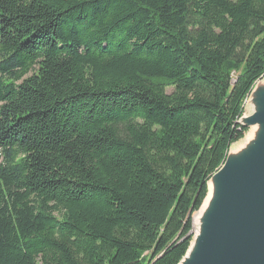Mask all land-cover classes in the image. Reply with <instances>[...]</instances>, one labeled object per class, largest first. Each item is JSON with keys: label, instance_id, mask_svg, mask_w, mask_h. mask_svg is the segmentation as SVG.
Here are the masks:
<instances>
[{"label": "trees", "instance_id": "1", "mask_svg": "<svg viewBox=\"0 0 264 264\" xmlns=\"http://www.w3.org/2000/svg\"><path fill=\"white\" fill-rule=\"evenodd\" d=\"M264 77V0H0V264H178Z\"/></svg>", "mask_w": 264, "mask_h": 264}, {"label": "water", "instance_id": "2", "mask_svg": "<svg viewBox=\"0 0 264 264\" xmlns=\"http://www.w3.org/2000/svg\"><path fill=\"white\" fill-rule=\"evenodd\" d=\"M245 109L249 114L244 111L238 123L247 130L252 127L254 136L242 141L235 153L231 145L208 179L201 206L213 180L211 204L198 223L196 214L192 216L197 231L191 232L192 241L178 264H264V77L254 84Z\"/></svg>", "mask_w": 264, "mask_h": 264}, {"label": "bare ground", "instance_id": "3", "mask_svg": "<svg viewBox=\"0 0 264 264\" xmlns=\"http://www.w3.org/2000/svg\"><path fill=\"white\" fill-rule=\"evenodd\" d=\"M253 136H254L253 131H250V133L247 135V140L246 141H249L251 138H253ZM242 144H243V142L242 143H238L236 146H234L231 149V153H235V151L241 150ZM215 189H216V184L212 180L208 184V194H207L206 200L203 203V205L200 207V209L198 210V212L196 213V216H195V222L196 223L199 222V219L200 218H202V217L205 216V214L207 212V209L209 208V205L211 204V200L213 198ZM195 230H196V228H195ZM192 250H193V248H192ZM191 255H192V253H189L187 255V257H186V260L189 259V258H191ZM183 264H185V263H183Z\"/></svg>", "mask_w": 264, "mask_h": 264}, {"label": "rangeland", "instance_id": "4", "mask_svg": "<svg viewBox=\"0 0 264 264\" xmlns=\"http://www.w3.org/2000/svg\"><path fill=\"white\" fill-rule=\"evenodd\" d=\"M245 114L247 115V114H249V110L247 109H245ZM251 128L252 127H250L245 133H244V135H243V137L238 141V142H236L235 144H232V146L230 147V148H232V147H234V146H236L238 143H242V141H244L246 138H247V135L250 133V130H251ZM195 214L196 213H194V215H193V217L195 216ZM192 224H193V231L195 232V225H194V220H193V218H192ZM191 241H192V238H191ZM190 241V242H191Z\"/></svg>", "mask_w": 264, "mask_h": 264}]
</instances>
